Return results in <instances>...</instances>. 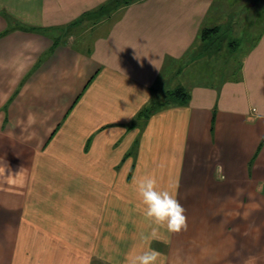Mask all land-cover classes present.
Segmentation results:
<instances>
[{
  "label": "crops",
  "instance_id": "crops-1",
  "mask_svg": "<svg viewBox=\"0 0 264 264\" xmlns=\"http://www.w3.org/2000/svg\"><path fill=\"white\" fill-rule=\"evenodd\" d=\"M107 2L0 0V264H264V0Z\"/></svg>",
  "mask_w": 264,
  "mask_h": 264
},
{
  "label": "clouds",
  "instance_id": "clouds-1",
  "mask_svg": "<svg viewBox=\"0 0 264 264\" xmlns=\"http://www.w3.org/2000/svg\"><path fill=\"white\" fill-rule=\"evenodd\" d=\"M71 39V38H70ZM137 194L144 205V216L155 227L149 235H142L141 239L158 238L161 228L169 233H180L188 228L185 208L177 197L168 190H161L155 176L143 177L136 186ZM161 253L149 248L142 254L129 258L128 264H157Z\"/></svg>",
  "mask_w": 264,
  "mask_h": 264
},
{
  "label": "trees",
  "instance_id": "trees-1",
  "mask_svg": "<svg viewBox=\"0 0 264 264\" xmlns=\"http://www.w3.org/2000/svg\"><path fill=\"white\" fill-rule=\"evenodd\" d=\"M137 0H109V2H107L106 4H103L101 6V12L104 15H107V13L110 12L111 15L113 11L117 10L119 7L127 5L131 2H134ZM107 15V16H108ZM216 28H206L203 30L202 32V38H207L208 36H210L211 32L214 31ZM189 96L188 91L184 88V87H176L174 89H170L167 90V92L165 93V98L168 99H173V98H178L181 100H187ZM165 101L162 100H158V99H154L153 102H151L150 105L146 106L143 111L142 114L148 116L151 114V112L155 109H157L158 107H160L161 105L164 104Z\"/></svg>",
  "mask_w": 264,
  "mask_h": 264
},
{
  "label": "rangeland",
  "instance_id": "rangeland-1",
  "mask_svg": "<svg viewBox=\"0 0 264 264\" xmlns=\"http://www.w3.org/2000/svg\"><path fill=\"white\" fill-rule=\"evenodd\" d=\"M108 14H110V12H109V13H107V15H108ZM113 14H114V11L112 12V14H111V15H113ZM107 15H105V14L103 15V14H102V16H103V17H104V16L106 17ZM108 16H110V15H108ZM191 68H192V67H191ZM165 89H168V88H167V87H165ZM166 91H167V90H166Z\"/></svg>",
  "mask_w": 264,
  "mask_h": 264
}]
</instances>
